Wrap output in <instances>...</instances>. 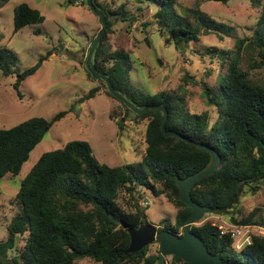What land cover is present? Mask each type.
Returning <instances> with one entry per match:
<instances>
[{"label": "trees", "instance_id": "16d2710c", "mask_svg": "<svg viewBox=\"0 0 264 264\" xmlns=\"http://www.w3.org/2000/svg\"><path fill=\"white\" fill-rule=\"evenodd\" d=\"M132 1L158 7L155 18L163 23L161 31L165 42L174 43L177 49L193 40L199 41L201 27L206 33L225 27L199 8L194 11L196 26L186 19L171 23L168 11L174 9L178 0ZM218 1L227 3L229 0ZM249 1L262 7L253 42L264 63V0ZM93 2L105 13L108 23L93 54L97 72L107 76L114 89L135 106L166 107L168 130L214 148L220 154V166L195 183L191 189L192 198L211 209L210 215H230L235 225L264 226L263 218H254L255 212L241 218L234 215L242 210L243 194L256 193L264 184V83L250 80L247 72L241 69L238 56L231 57L227 72L218 76V93L208 83H202L207 105L217 107L219 113L213 124L209 111L191 112L179 95L168 91L148 94L130 82L129 53L125 49L109 52L104 44L112 31V16L124 21L135 17L129 15L125 4L111 10L100 0ZM45 19L39 9L20 3L14 9V34L27 25L43 23ZM240 47L241 43L238 50ZM52 53L49 51L47 57ZM17 64L16 52L0 46V71L5 76L17 73L13 87L21 96L23 81L35 73L36 67L18 71ZM101 81L111 95L105 81ZM99 90L98 87L91 89L88 98L94 97ZM121 103L129 116V107ZM66 113L61 111L51 120L35 116L14 127L0 128V181L8 173L17 176L21 172L34 148ZM138 118L147 119L148 123L146 148L136 164L110 166L101 163L85 140L69 141L62 148L40 156L22 180L16 195L20 213L11 220L6 240L0 241V264H76L78 259L87 257L101 264H158L161 251L160 255L148 254L149 246L136 253L125 252L131 238L123 223L129 228H138L144 222L146 209L139 203L133 210L123 208L118 201L120 190L126 188L133 194L136 186L142 185L155 196L167 197L179 210L175 223L165 219L158 229L181 233L192 209L180 200L177 179L202 169L209 162L210 153L181 138L165 136L160 126V110L150 109L131 120ZM117 124L123 128L122 122ZM80 204L90 208L81 209ZM191 230L203 239L211 253L219 254L227 262L264 264L262 235H253L250 243L238 249L232 232H222L213 220L193 225ZM27 231L25 250L19 256L10 257L8 253L16 247L18 236ZM169 264L188 263H177L172 256Z\"/></svg>", "mask_w": 264, "mask_h": 264}, {"label": "rangeland", "instance_id": "374dc122", "mask_svg": "<svg viewBox=\"0 0 264 264\" xmlns=\"http://www.w3.org/2000/svg\"><path fill=\"white\" fill-rule=\"evenodd\" d=\"M100 1L111 10L125 4L129 15L135 17L124 21L112 16V31L104 44L109 52L125 49L129 53L130 82L146 93L168 91L179 95L191 112L209 111L213 124L219 113L217 107L207 105L202 83H208L218 93V76L227 72L231 57L238 56L240 67L250 80L264 83V63L253 42L261 6L249 0L227 3L178 0L174 9L168 11L171 23L186 19L196 26L194 11L199 8L225 27L209 33L201 27L199 41L193 40L177 49L174 43L165 42L161 31L163 23L155 18L157 6L132 0ZM23 2L39 9L46 19L14 34V9ZM102 28L100 16L91 10L86 0H0V46L16 52L18 71L36 67L35 73L23 81L21 96L13 87L17 73L5 76L0 71V128L14 127L35 116L51 120L59 112L67 111L34 148L21 172L17 176L8 173L1 179L0 241L6 240L11 220L20 213L16 195L22 180L43 153L62 148L72 140H85L91 144L98 161L110 166L136 164L142 158L148 120H131L137 116L126 115L122 103L107 93L101 80L91 78L85 66L90 46ZM49 51L53 53L47 57ZM223 56L226 59H222ZM97 87L100 90L96 95L88 98L91 89ZM118 121L123 123L122 129ZM118 201L126 210H133L139 203L146 209V220L158 226L165 219L175 223L179 210L167 197L155 196L142 185H137L133 194L122 188ZM145 201L147 206L143 204ZM79 206L84 210L90 208ZM241 206L242 210L235 216L241 218L255 212L256 220L264 219V184L256 193L245 192ZM210 214L196 225L207 220L222 224L227 230L235 225L230 215ZM241 231L250 239L253 235L264 236V226L260 225H250ZM28 236L29 231L18 236L16 247L8 253L10 257L19 256L25 250ZM239 243L238 238L235 245L241 249ZM160 251V244L155 241L149 246L148 254L160 255ZM171 260L172 256H167L165 264ZM76 264L101 263L87 257L78 259Z\"/></svg>", "mask_w": 264, "mask_h": 264}, {"label": "water", "instance_id": "95a60500", "mask_svg": "<svg viewBox=\"0 0 264 264\" xmlns=\"http://www.w3.org/2000/svg\"><path fill=\"white\" fill-rule=\"evenodd\" d=\"M87 5L95 14L100 16L101 22L103 24L101 32L90 46V50L85 61L87 71L92 75L93 78L99 80L102 79L105 81L110 94L129 107V115L131 117L141 115L150 109L160 110L162 113L160 126L165 136L181 138L188 143H194L199 147L206 149L210 153V160L202 169L185 178L179 177L177 179L179 198L192 209L190 215L186 219L183 232L176 233L168 229L159 230L158 225L149 223L146 218H144V222L138 228H129L126 223H123V226L128 228L131 238L130 245L125 250V252L136 253L157 241L160 244L161 250L158 264H165L167 256H173L177 263L185 261L188 264H234L223 260L219 254L211 253L208 247L205 245L203 239L191 230L193 225L203 220L205 215L211 213V209L201 205L192 198L191 189L198 180L213 174L218 169L221 164L220 154L214 148L202 143H196L178 132L168 130L166 127V122L169 118V111L166 107L162 105H148L143 108L135 106L132 102L128 101L125 96L114 89L107 76L97 72L93 63V54L102 38L103 33L108 27V23L105 13L95 6L93 0H87Z\"/></svg>", "mask_w": 264, "mask_h": 264}, {"label": "built area", "instance_id": "2783aa9c", "mask_svg": "<svg viewBox=\"0 0 264 264\" xmlns=\"http://www.w3.org/2000/svg\"><path fill=\"white\" fill-rule=\"evenodd\" d=\"M144 204L147 205L148 202L145 201ZM231 227L233 228L230 230H227V229H224V226L222 224H219V228L222 230V232L230 231L232 232V235L235 238V240H237L238 238L241 240V243L237 244V245H241L240 247H243L245 244H248L251 242V239L246 237V234H242V231H241V229L250 228V225H231Z\"/></svg>", "mask_w": 264, "mask_h": 264}, {"label": "clouds", "instance_id": "9594fccd", "mask_svg": "<svg viewBox=\"0 0 264 264\" xmlns=\"http://www.w3.org/2000/svg\"><path fill=\"white\" fill-rule=\"evenodd\" d=\"M143 204H144V203H143ZM147 205H148V204H147ZM147 205L144 204V206H147ZM195 225H196V224H195Z\"/></svg>", "mask_w": 264, "mask_h": 264}, {"label": "crops", "instance_id": "0c3cea01", "mask_svg": "<svg viewBox=\"0 0 264 264\" xmlns=\"http://www.w3.org/2000/svg\"><path fill=\"white\" fill-rule=\"evenodd\" d=\"M32 168V167H31Z\"/></svg>", "mask_w": 264, "mask_h": 264}]
</instances>
